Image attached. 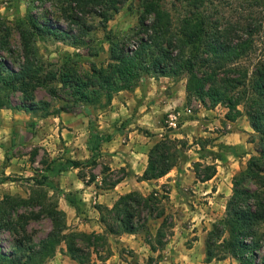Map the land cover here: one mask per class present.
<instances>
[{
    "label": "rangeland",
    "instance_id": "1",
    "mask_svg": "<svg viewBox=\"0 0 264 264\" xmlns=\"http://www.w3.org/2000/svg\"><path fill=\"white\" fill-rule=\"evenodd\" d=\"M159 1L164 8L170 11L175 23L185 16L199 14L214 21L218 20L222 26L231 25L239 34L242 33L243 26H253V29L256 27V55L264 60L263 4L249 7L242 0H198L197 4L193 0ZM85 2L92 1L86 0ZM142 10L141 0H124L115 10L110 8L109 5L103 6L94 3L84 4L80 7L75 0H0V28H9L10 31L9 46L2 51V55L10 68L19 69L24 61L20 27L30 14H36L41 20L66 30L83 40L82 43L74 45L70 41L72 39L60 41L51 36L34 37V45L37 51L35 60L42 66L43 71L40 85L36 89H32L35 97L33 103L46 101L50 105L48 110L32 112L24 110L29 117L19 119L24 124L23 127L33 133L34 137L40 134V137H45L47 140L41 141L34 137L29 139L25 137V134L19 139V131H14L12 145L5 149V160L0 163V179L8 177V179L0 181V200L5 194L29 196L33 190L32 188H36L31 177L34 175L40 177L44 174V161L68 158L69 149L65 144V137L61 134L62 129L66 128L67 125L61 119L55 120L54 115L68 114L69 116H77L79 113H83L88 118L89 123L91 120L93 126L96 127L100 124L99 120L115 118L111 117L112 110L115 109L120 112V108L123 106L124 112L121 113V117L111 125L116 128L122 125V133L132 129L138 130L135 133V139L138 138L141 142L154 140L156 143L163 138L164 134L182 140L181 142H176V148L180 152L177 151L175 167L166 174L167 176L152 180H141L139 177L143 173L134 174L135 172L131 169L129 163L121 165V160L118 159L120 155H115L114 152L101 151L97 157V165H85L82 169L86 181L95 176V180L91 184L80 183L79 171L73 174L63 172L54 179L57 189L49 188V190L50 194L56 195L60 207V199L62 197L65 198L62 193L65 188H70L67 193H72L73 196H75L73 188L78 184L81 185L80 188L87 190L86 200L76 199L78 203L76 214L81 215L82 221H76L75 213L70 216L66 213L69 232L82 231L86 233H93L85 226L94 218V215H97L98 206H106L107 200L113 201L114 197H116L113 190L114 186L112 187V185L120 178L123 182L120 187L125 186L126 190H129L128 192L138 191L144 195L152 194L155 198L153 209L144 208L140 212L137 222L141 228L139 233H142L152 249L156 251L165 246V239L172 234V227L176 218L181 219L186 215L190 216L187 220L196 218V222L200 219L205 221L203 225L200 223L198 227H194V230H207L205 235L207 240H209L214 226L220 224L227 216V204L233 194L235 176L247 167V163L253 155H257L258 134L251 127L245 112L235 121L228 120L226 113L229 109L224 104L212 107L208 97L203 102L197 97L188 98L186 95L185 101L173 109L172 112L175 113L169 114L170 111H164L160 121H155L154 123L151 120L153 123L150 122V124L143 126L136 120L134 121L136 117L134 114L131 115L135 106L134 102L123 101V104L120 105L121 107L119 102H117L116 97L120 91L132 92L138 86H146L149 82L153 83V94H156V89L160 85L163 89L162 94H182L184 82L187 81L185 75L158 76L155 78L160 79V77H163V81L156 84L155 80L150 78L154 77L152 74L143 73L137 80V84L131 89L115 92L113 98V100L116 99L115 103L112 101V104L106 108L87 107L80 102L73 101L72 90L61 82L62 72L76 70L81 77H86L92 72L94 64L98 67L108 65L110 45L107 38L110 35L118 39L126 38L128 44L134 46V43L138 40L136 30ZM106 12H109L111 17L107 22H104L100 14ZM80 17L83 18L81 23L77 21ZM149 18L151 17L149 16ZM147 79L149 82L146 83ZM164 86L166 87L164 88ZM172 86H176L175 91L170 89ZM10 101L12 106L15 107H3L0 112L6 108L12 109L14 112L22 110L16 106L26 101L24 100L23 91L17 89L11 92ZM29 104H31L30 101ZM60 108H66V111L60 110ZM99 114H103V117L100 118ZM157 124L163 129L152 131L145 127L154 128ZM235 129L239 131L235 132L238 134H232L231 143H225L221 140L224 134ZM223 143L231 146V148L222 147ZM129 153L134 157V160L138 161L137 165H141L142 161L144 165V156L139 154L135 156L131 152H126V156ZM8 165L11 168H9V173L6 174L4 170ZM207 174H213L212 178L215 179L211 182L206 181L212 178L203 181ZM202 182H205V184ZM88 184L91 185L90 188L87 187ZM197 186L217 190L218 198L211 203L212 199L209 197H212V194L203 195L199 193ZM247 186L254 187L251 183H247ZM175 188L184 189V198L181 203L186 202L191 209H197L198 205L207 204L213 206L216 202V208L214 209L216 214H212L207 208L199 212H194L195 210L192 211L188 207L185 208L186 211L175 210L172 194ZM36 209H38V206L29 207L24 212L29 214L31 210ZM151 212H153V215H150ZM160 213L162 214L161 218H158L157 215ZM105 215L108 216V213L105 212ZM99 219L101 222V214ZM111 224L116 225L112 220ZM158 224H161L160 227H158ZM188 224L189 221L184 222L186 227H188ZM101 225L104 227V232L97 233L105 234L107 241L93 238L91 243H88L86 239H78V244L83 248L84 255L89 257L84 264H99L98 260H105L113 254H118L120 257L125 258L129 262L128 264L159 263L161 255L151 253L149 258L139 255L135 248L124 245L118 239L120 234L107 233L102 222ZM51 228L52 221L47 217L38 220L31 219L27 226V234L31 236L32 241L38 242L47 235ZM157 229H161L159 236L157 235ZM17 238L18 235L14 232L8 230L0 232V242L6 251L13 250ZM190 240H188V244ZM63 245L66 246L62 244L58 252L63 251L65 248ZM217 254L222 255L223 259L220 260L231 259V262L235 261L236 264H241L240 260L235 258L230 252L225 251L222 246L217 250ZM220 260L213 259L212 261H215L214 264H216ZM226 264H230V262L227 261Z\"/></svg>",
    "mask_w": 264,
    "mask_h": 264
},
{
    "label": "trees",
    "instance_id": "2",
    "mask_svg": "<svg viewBox=\"0 0 264 264\" xmlns=\"http://www.w3.org/2000/svg\"><path fill=\"white\" fill-rule=\"evenodd\" d=\"M75 1L80 7L94 3L109 5L115 10L124 0ZM242 1L249 7L264 5V0ZM141 2L143 10L136 30L138 40L134 46H130L126 38L118 39L110 35L107 38L110 45L108 65L98 67L94 64L92 72L86 77H81L76 70L64 71L61 82L72 90L74 102L87 107L106 108L112 104L115 92L131 89L143 73L154 77L185 75L188 98L194 96L205 102L208 97L212 107L224 104L229 109L226 118L231 121L245 112L251 127L258 134L257 155H253L247 167L234 178L227 216L214 226L207 240L206 260L223 259L222 255L217 254L222 246L241 264H264V60L256 55L257 29L243 26L239 34L231 25L222 26L218 20L199 14L185 16L175 23L170 11L159 0ZM193 2L197 4L198 0ZM100 15L104 22L111 17L109 12ZM77 21L81 23L83 18ZM9 34V28H0V109L15 107L11 104L10 93L20 89L26 101L17 108L27 112L48 110L49 102L33 103L35 97L32 89L40 85L43 71L35 60L37 51L34 37L51 36L60 41L72 39L70 41L74 45L83 40L41 20L36 14H30L20 27L24 61L19 69H14L9 67L2 55V51L9 46ZM90 128L88 149L91 155L88 160L66 158L44 161V174L31 177L36 188H32L29 196L5 194L0 200V232L8 230L18 235L11 251H6L0 242V264H45L56 255L62 244L66 245L67 253L73 259L86 263L89 257L84 255L78 239H86L88 243L93 238L106 240L105 234L69 232L67 214L60 208L56 195L50 194L49 190L57 189L54 180L57 176L73 168H79V176L86 181L83 167L98 164L101 145L111 139V134L99 131L91 120ZM181 141L164 134L149 150L147 167L139 179H158L169 173L176 165L177 151L180 152L176 142ZM222 147L231 148L224 143ZM212 177L213 174H207L203 181ZM6 179L8 177L0 181ZM94 180L95 176L86 183ZM121 181L120 178L112 187ZM247 183L254 187L247 186ZM62 193L77 208L75 196L64 191ZM154 205L152 194L130 191L120 195L112 207L98 206V209L105 231L122 234L139 232L141 228L137 219L140 212L144 208L152 210ZM36 206L38 209L31 210L29 214L24 212ZM45 217L52 221L51 230L38 242L32 241L27 234L29 221ZM111 220L116 225L111 224ZM160 234L161 229L157 235Z\"/></svg>",
    "mask_w": 264,
    "mask_h": 264
},
{
    "label": "crops",
    "instance_id": "3",
    "mask_svg": "<svg viewBox=\"0 0 264 264\" xmlns=\"http://www.w3.org/2000/svg\"><path fill=\"white\" fill-rule=\"evenodd\" d=\"M151 79L155 80L156 84H159L160 81H163V77H160V79H157L155 77H150ZM146 83L149 82L147 79L145 81ZM153 83L149 82L148 85H140L138 86L134 91L127 92V91H120L118 93L117 102H119V106L123 104V101L134 102V110L131 115H135L134 121L136 120L138 123H141L140 125H148V123H155V121H160V118L163 117L164 111H170L172 112L174 108H177L178 105H181L183 101L186 99V82H184L183 88H182V94L176 95V94H162L163 89L158 86V89H156V94H153L152 86ZM166 86H164L165 88ZM176 86L170 87L172 91H175ZM116 99L113 100L115 103ZM150 106V108H148ZM121 107V106H120ZM124 112L123 106L120 108V112L117 110H112L111 117L115 118H106L105 120H99L98 126L96 128L104 133L111 134V139L109 141L103 142L101 145V151H109L114 152L115 155H120L118 159L121 160V165L129 163L131 169L135 172L134 174H141L145 171L146 165L148 162V151L155 143L154 140L152 141H145L141 142L138 138L135 139V133L138 132V130H128L125 133H122V125H119V128H116L115 126H111L114 121H117L121 117V113ZM22 109L14 112V110L6 108L2 109L0 112V163H3L5 160V149L10 147L12 145L13 141V135L14 131H19L20 134H18L19 139L23 137V134H25V137L31 139L34 137L33 133H30L28 129L24 126L22 121H20L19 118H25L29 117L28 114ZM99 117L102 118L103 114H99ZM54 119H61L64 121L67 125L66 128L62 129L61 134L65 137V144L68 146L69 153L68 158L72 159H78V160H84L90 157L91 153L88 149V141L90 137V123L88 118H86L83 113H79L77 116H69L68 114H62V115H54ZM153 120V122L151 121ZM69 123H68V122ZM102 122V123H101ZM112 122V123H111ZM187 122V121H186ZM184 125H186L184 123ZM148 129H151L152 131H160L163 129L159 124H157L154 128H151L150 126H145ZM115 128V131H114ZM239 130H233L227 134H224L221 137V140L225 143H231L230 139L233 138L232 134H238L235 132H238ZM134 137V138H133ZM34 138H38L41 141H46L47 139L45 137H40V134L36 135ZM239 138V137H238ZM18 139V140H19ZM138 139V140H137ZM128 140V141H127ZM126 152H131L135 154V156L141 155L144 156V165L140 163L141 165H137L138 161L134 160V157L129 153L128 156H126ZM86 154V155H82ZM117 157V156H116ZM126 159V160H125ZM9 168H11L9 165L5 168V173H9ZM79 171V168H73L65 171L67 173H76ZM79 173V172H78ZM167 176V175H166ZM80 177V176H79ZM81 178V177H80ZM127 178V177H125ZM82 179V178H81ZM79 179L80 183H86L84 179ZM212 178L209 181H213ZM93 182V181H92ZM91 182V183H92ZM90 183V184H91ZM123 182H119L116 187L114 186V195L116 194V197H114L113 201L106 202L107 207H112L113 204L116 202L118 197L120 195L128 192L129 190H126L125 186L120 187V185ZM205 184V182H202ZM88 184L87 187L90 188L91 185ZM81 185L78 184L75 188H73V191L75 192V198L78 200H86L87 190L80 188ZM64 189V187L62 186ZM197 191L199 193H202L203 195L212 194L211 203L217 199V190H213L212 188H205V187H199L197 186ZM70 188H65L64 192L69 191ZM111 190V189H110ZM196 191V192H197ZM173 201L175 203L174 209H181L185 210V208H189V205L186 202L181 203V200L184 198V189L181 188H175L173 191ZM65 196V195H64ZM103 197V195H101ZM107 199V197H105ZM61 207L68 215L70 216L72 213H75L76 221L81 220V215L76 214L77 208L73 206L68 199L65 197H62L60 199ZM216 203V202H215ZM215 203L213 206L209 205H198L197 209H191L194 212H199L201 210H204L205 208L209 209L212 214L215 213ZM100 212L98 211L97 215H94V218L89 221V223L86 224V228H89L88 230L93 232H104V227L101 225L100 219H99ZM189 215H186L185 217L176 218L174 224H173V232L166 238L165 240V246L163 248H159L158 250L154 251L148 243L145 238L143 237L142 233H122L118 235V239L124 243V245H127L129 247L135 248L136 251L139 252V255H144L145 257L149 258L151 253H156L157 255H161L159 259L158 264H214L215 261H206V240L207 237L205 233L206 231H203L202 229L194 230V227H198V225L201 223L202 225L205 223L204 220L200 219L196 222V218H193L191 220L189 219ZM161 218V217H158ZM189 221V224L184 225V222ZM88 222V221H87ZM204 222V223H203ZM192 227H191V225ZM160 227L161 224H158ZM82 226V225H81ZM91 229V230H90ZM158 231V229H157ZM156 235V233H154ZM191 239V240H190ZM188 240H190V243L188 244ZM62 252H58L52 259H50L45 264H84L80 261L73 259L68 253L66 246ZM143 252V253H142ZM229 261L230 264H236L235 261L231 262V259H224L218 261L216 264H226V262ZM97 262H100L99 264H128L129 262L123 258L120 257L118 254H113L109 257H107L105 260H98Z\"/></svg>",
    "mask_w": 264,
    "mask_h": 264
},
{
    "label": "built area",
    "instance_id": "4",
    "mask_svg": "<svg viewBox=\"0 0 264 264\" xmlns=\"http://www.w3.org/2000/svg\"><path fill=\"white\" fill-rule=\"evenodd\" d=\"M172 123L175 125V123H174V122H172ZM172 123H171V124H172Z\"/></svg>",
    "mask_w": 264,
    "mask_h": 264
}]
</instances>
